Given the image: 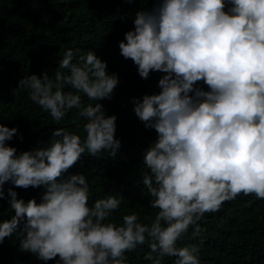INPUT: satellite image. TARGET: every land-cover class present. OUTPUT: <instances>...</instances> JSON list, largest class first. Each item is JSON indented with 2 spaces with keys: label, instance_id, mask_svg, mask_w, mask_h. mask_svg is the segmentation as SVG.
<instances>
[{
  "label": "clouds",
  "instance_id": "1",
  "mask_svg": "<svg viewBox=\"0 0 264 264\" xmlns=\"http://www.w3.org/2000/svg\"><path fill=\"white\" fill-rule=\"evenodd\" d=\"M147 2L118 47L142 79L161 73L159 91L131 98L137 118L156 133L142 161L154 219L142 223L129 211L118 223L112 217L122 194L89 204L87 176L65 175L85 153L115 159L121 148L117 117L100 103L112 98L118 74L92 49L77 56L69 48L54 76L32 73L15 89L27 91L55 125L75 110L84 136L53 127L46 141L18 152L8 144L18 129L0 122V201L13 213L0 219V244L18 234L19 250L45 264H128L126 254L146 244L150 264L164 257L201 264L200 244H181L190 230L200 238L205 215L241 194L264 199V0ZM6 184L13 187L5 192ZM30 187L43 189L39 202L14 190Z\"/></svg>",
  "mask_w": 264,
  "mask_h": 264
},
{
  "label": "trees",
  "instance_id": "2",
  "mask_svg": "<svg viewBox=\"0 0 264 264\" xmlns=\"http://www.w3.org/2000/svg\"><path fill=\"white\" fill-rule=\"evenodd\" d=\"M151 6L147 0H0V122L18 129L17 136L8 141L18 152L46 141L53 127H67L83 137L85 122L72 110L55 125L51 116L29 99L27 91L15 89L21 77L45 71L54 76L59 59L69 48L79 49L77 56L92 49L107 62L110 73L118 74L120 82L112 98L100 101L106 114L117 117L115 135L121 141L117 157L112 159L106 152L95 157L85 153L65 174L87 176L89 204L108 194H122L121 208L112 217L118 223L129 211L137 212L140 222L151 223L157 211L149 206L150 197L142 183L143 151L156 139V133L137 118L131 98L159 91L161 73L152 72L147 80L142 79L136 65L124 59L118 47V41L133 27L135 11ZM122 16L127 17L126 22ZM82 101L96 103L86 96ZM8 187L13 186L6 184L5 192ZM14 190L18 198H35L37 202L43 192L32 187ZM12 214L7 199L0 201V219ZM199 226L201 237L193 240L190 230L181 244L199 243L201 264H264V199L241 194L225 202L218 212L206 214ZM19 240V235L13 234L0 244V264H45L20 251ZM148 251L146 244L128 252V264H150L144 260ZM174 260L164 257L163 264H174Z\"/></svg>",
  "mask_w": 264,
  "mask_h": 264
}]
</instances>
